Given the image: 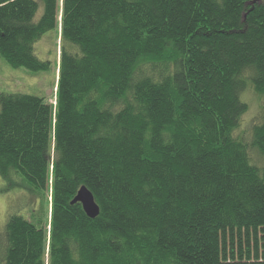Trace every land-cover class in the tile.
Returning <instances> with one entry per match:
<instances>
[{"label": "trees", "instance_id": "obj_1", "mask_svg": "<svg viewBox=\"0 0 264 264\" xmlns=\"http://www.w3.org/2000/svg\"><path fill=\"white\" fill-rule=\"evenodd\" d=\"M49 31L55 106L0 92V176L49 222L10 215L0 264H264V0H0L11 67L48 69Z\"/></svg>", "mask_w": 264, "mask_h": 264}, {"label": "rangeland", "instance_id": "obj_2", "mask_svg": "<svg viewBox=\"0 0 264 264\" xmlns=\"http://www.w3.org/2000/svg\"><path fill=\"white\" fill-rule=\"evenodd\" d=\"M41 12L42 8L40 7L36 17H39ZM58 45L59 38L53 31L45 33L34 44V53L38 59L48 61L50 64L48 69L38 72L27 70L24 67L13 68L0 56V92L45 97L49 103L55 106V85L59 61ZM240 98L248 106L247 112L242 117L240 129L249 130L253 123L260 121L263 99L251 86L246 87L240 93ZM44 194H34L18 176H14L11 181L0 176V239L5 223L12 214L23 216L30 221L38 219L49 222L50 192Z\"/></svg>", "mask_w": 264, "mask_h": 264}, {"label": "water", "instance_id": "obj_3", "mask_svg": "<svg viewBox=\"0 0 264 264\" xmlns=\"http://www.w3.org/2000/svg\"><path fill=\"white\" fill-rule=\"evenodd\" d=\"M71 203H80L86 216L90 219H94L99 215V206L95 202L93 194L85 186H81L77 190Z\"/></svg>", "mask_w": 264, "mask_h": 264}, {"label": "bare ground", "instance_id": "obj_4", "mask_svg": "<svg viewBox=\"0 0 264 264\" xmlns=\"http://www.w3.org/2000/svg\"><path fill=\"white\" fill-rule=\"evenodd\" d=\"M8 237V236H7ZM31 242V241H30ZM21 243V242H20Z\"/></svg>", "mask_w": 264, "mask_h": 264}]
</instances>
